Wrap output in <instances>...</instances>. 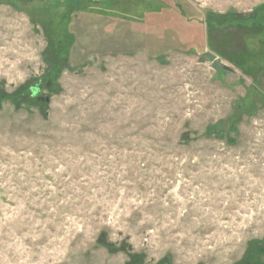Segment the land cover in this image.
I'll return each instance as SVG.
<instances>
[{"label": "rangeland", "instance_id": "obj_1", "mask_svg": "<svg viewBox=\"0 0 264 264\" xmlns=\"http://www.w3.org/2000/svg\"><path fill=\"white\" fill-rule=\"evenodd\" d=\"M0 264H264V0H0Z\"/></svg>", "mask_w": 264, "mask_h": 264}, {"label": "trees", "instance_id": "obj_2", "mask_svg": "<svg viewBox=\"0 0 264 264\" xmlns=\"http://www.w3.org/2000/svg\"><path fill=\"white\" fill-rule=\"evenodd\" d=\"M32 91H33L34 94L37 93L38 87L33 88Z\"/></svg>", "mask_w": 264, "mask_h": 264}]
</instances>
